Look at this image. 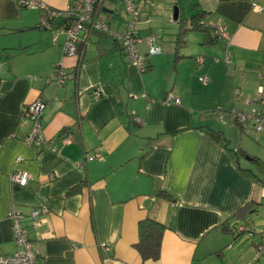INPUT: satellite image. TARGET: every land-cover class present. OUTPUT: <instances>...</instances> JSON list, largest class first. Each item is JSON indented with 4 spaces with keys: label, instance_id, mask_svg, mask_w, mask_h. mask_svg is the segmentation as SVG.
<instances>
[{
    "label": "crops",
    "instance_id": "1",
    "mask_svg": "<svg viewBox=\"0 0 264 264\" xmlns=\"http://www.w3.org/2000/svg\"><path fill=\"white\" fill-rule=\"evenodd\" d=\"M29 1L55 12L71 3ZM131 1L143 71L108 34L83 37L68 57L57 18L43 28V11L0 0V258L16 252L10 213L20 210L40 264H264V168L250 159L264 157L228 137L235 127L264 142L251 120L233 123L264 114V0H188L183 19L178 0ZM96 11L118 35L132 21L115 0ZM202 11L226 37L206 43L207 32L189 29ZM150 36L160 54L148 56ZM36 100L45 102L42 148L24 143ZM18 171L30 175L25 187L10 180ZM145 220L166 228L157 260L135 247Z\"/></svg>",
    "mask_w": 264,
    "mask_h": 264
},
{
    "label": "built area",
    "instance_id": "2",
    "mask_svg": "<svg viewBox=\"0 0 264 264\" xmlns=\"http://www.w3.org/2000/svg\"><path fill=\"white\" fill-rule=\"evenodd\" d=\"M105 0H71L69 7L65 10L66 15L73 18V23L67 27H63L61 32L66 36V40L63 45V53L68 57H76L78 52V46L83 37L88 36L90 33L108 34L115 40L121 43L129 60L135 62L141 71L145 70L146 64L144 59L139 55L138 44L141 42L138 33L135 29V23L139 21L140 16L136 9L135 4L131 0H117L121 3L125 13H127L132 19L128 28L121 34L112 33L109 30L108 25L96 17V9ZM19 7L40 10L45 13V16L41 19L40 25L43 28H49L50 22L48 20L51 16H58L57 12L48 8L42 3L29 0H16ZM215 34L218 37H226V31L223 26L217 27ZM156 38L153 36L148 37V56L157 55L161 53L160 47L156 44ZM205 82V78L200 79ZM95 97H98V93L95 92ZM174 102L179 103L178 99ZM45 108V103L41 100L29 104L26 108V117L31 121L32 127L28 135L24 138L26 146L42 148L47 145L46 140L43 137V122L42 113ZM237 119L240 123H244L247 120H251L257 132L264 131V114L256 109H252L248 114H238ZM87 160L100 159L99 155L87 157ZM18 161L20 158L17 159ZM30 179V175L24 171H18L10 176V180L19 185L25 187ZM44 210H33L30 218L36 220ZM10 217L13 221V240L16 245V252L10 256H4L0 258V264H40L36 258L34 245L29 238V231L23 225L25 215L20 210H15L10 213ZM239 231H245L243 228H239ZM258 255H264V236L261 237V242L258 246ZM105 251L108 249L105 248ZM258 257V256H257Z\"/></svg>",
    "mask_w": 264,
    "mask_h": 264
},
{
    "label": "trees",
    "instance_id": "3",
    "mask_svg": "<svg viewBox=\"0 0 264 264\" xmlns=\"http://www.w3.org/2000/svg\"><path fill=\"white\" fill-rule=\"evenodd\" d=\"M115 1H117V0H115ZM57 13H58V16H51L48 18V20H50V22H51L52 19L57 18L58 22L55 24L58 27L61 25L67 27L73 23V18L66 15L65 12H57ZM205 14L206 13L202 11L198 14L191 15V17L188 19L189 29L200 30V31L205 32V33L207 32L206 43H211V42H214L218 38V36L215 34L216 28H211L203 22V19L205 18ZM178 21H179V19H178ZM210 29L213 32L211 34L209 32V31H211ZM184 31H186V30H184ZM148 68L149 67H146L145 69H148ZM233 121H234L233 123L242 130L240 122L238 121V119L235 118ZM220 141H221V138H220ZM244 154L245 153L243 152V155ZM250 159H251V161L255 162L256 164H258L259 166L264 168V164H262L264 162L261 163L260 160L255 158V157H250ZM262 170H264V169H262ZM75 191H76V189H72L69 191V194H72ZM160 195L165 196V198H168L167 193L164 194L161 192ZM252 203H253V201H250L249 205H252ZM249 205L240 209L238 211V213L236 214V216L239 215L241 212H243L245 209H247ZM165 229L166 228L163 225H161L157 222H154L152 220H145V221H142L141 223H139V232H138L139 240H138L137 244L135 245V247H136L137 251L139 252V254L143 260H157L159 258L160 246H161V237H162V234H163ZM237 231H238V228L235 225L233 226V229L230 230V232H232V234L234 236H236V234H238Z\"/></svg>",
    "mask_w": 264,
    "mask_h": 264
},
{
    "label": "rangeland",
    "instance_id": "4",
    "mask_svg": "<svg viewBox=\"0 0 264 264\" xmlns=\"http://www.w3.org/2000/svg\"><path fill=\"white\" fill-rule=\"evenodd\" d=\"M178 3L182 7V10H181L182 11L181 12V18L183 19L184 14L185 13H188L187 11L190 10V3L188 2V0H178ZM191 5H193V4H191ZM166 26H168L170 28L172 26V29H173V26H175V24L174 23L173 24L172 23L168 24L167 19H166L165 27ZM167 31H169V28H168ZM163 56H165V57L169 56L168 48L166 47V45H165V54ZM230 130H232V131H230L232 133L231 134L228 133V132L227 133L229 135L228 137L232 141V144H234V145H237L238 144V146L241 145V147H243L244 150L248 151V153H251V154L254 153V155H257L258 157L259 156L264 157V148H262V145H264V142H258L259 140L256 142L255 139H254V137H251V136H249V137L242 136L241 134L238 133V129L235 128V127H232ZM240 137L244 139L242 142L240 141ZM247 147H249V148H247ZM251 154H249V155H251ZM241 158L242 157L239 158L240 159V164L243 165L246 161L243 158L242 159ZM242 160H244V161H242ZM262 210H264V209H262Z\"/></svg>",
    "mask_w": 264,
    "mask_h": 264
},
{
    "label": "water",
    "instance_id": "5",
    "mask_svg": "<svg viewBox=\"0 0 264 264\" xmlns=\"http://www.w3.org/2000/svg\"><path fill=\"white\" fill-rule=\"evenodd\" d=\"M173 20L174 21H177L178 20V8L177 7H174L173 8ZM0 59H1V55H0ZM174 81H175V74H171L170 75V78L168 80V83H167V86H166V93H170L172 88H173V85H174Z\"/></svg>",
    "mask_w": 264,
    "mask_h": 264
}]
</instances>
